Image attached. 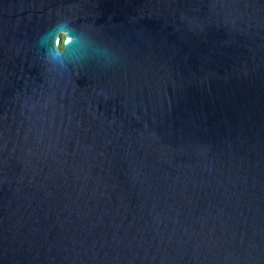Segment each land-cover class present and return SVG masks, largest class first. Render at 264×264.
I'll return each mask as SVG.
<instances>
[{
    "label": "water",
    "instance_id": "1",
    "mask_svg": "<svg viewBox=\"0 0 264 264\" xmlns=\"http://www.w3.org/2000/svg\"><path fill=\"white\" fill-rule=\"evenodd\" d=\"M0 264H264V0H0Z\"/></svg>",
    "mask_w": 264,
    "mask_h": 264
},
{
    "label": "clouds",
    "instance_id": "2",
    "mask_svg": "<svg viewBox=\"0 0 264 264\" xmlns=\"http://www.w3.org/2000/svg\"><path fill=\"white\" fill-rule=\"evenodd\" d=\"M33 54L46 71L70 80L89 64L112 69L121 63L119 52L101 45L89 30L72 18L57 17L33 42Z\"/></svg>",
    "mask_w": 264,
    "mask_h": 264
}]
</instances>
